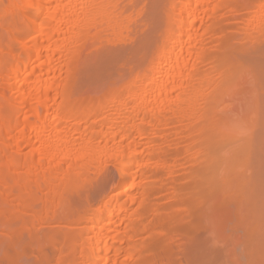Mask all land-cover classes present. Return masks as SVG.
<instances>
[{
	"label": "bare ground",
	"instance_id": "obj_1",
	"mask_svg": "<svg viewBox=\"0 0 264 264\" xmlns=\"http://www.w3.org/2000/svg\"><path fill=\"white\" fill-rule=\"evenodd\" d=\"M261 58L264 0H0V263L264 264Z\"/></svg>",
	"mask_w": 264,
	"mask_h": 264
},
{
	"label": "rangeland",
	"instance_id": "obj_2",
	"mask_svg": "<svg viewBox=\"0 0 264 264\" xmlns=\"http://www.w3.org/2000/svg\"><path fill=\"white\" fill-rule=\"evenodd\" d=\"M156 6H157V4H156ZM157 10V8L155 7V3L153 2L151 5H150V12L152 13V16H151V18H149L148 17V19H151L150 21H152V19H154L153 17H155V15H153L154 13H156L157 14V17H156V19L153 21V22H155V21H158V13H157V11L155 12V10ZM154 10V11H153ZM149 13V12H148ZM150 14V13H149ZM148 15V14H147ZM151 32V30H147V31H145V33H143L142 34V36H141V38L140 39H138V42H136L135 41V47L134 46H132L131 44H129L128 42H121V41H119V45L117 44L116 45V43H115V45L113 46V44H111V45H109V46H105L104 48H105V50H103V48H102V50H103V52H101L102 54H100L99 56L100 57H98V62H96L97 64H95L94 65V67L92 68V70H93V74H92V76H91V81H93L92 82V85L94 86L95 84L97 85V83H101L103 86H106V85H104L103 83V81H105V83H108V81H110V82H115V81H118L119 79H120V77L121 76H119L120 74H118V72L121 70V67H122V65L124 64L123 62L124 61H129L130 59V61H134V59L136 60V62L137 61H139L140 59H141V57H140V54L143 52V49L145 48L146 49V51L148 50L147 48H148V46L152 43V42H154L155 41V38H156V36H157V34H156V30H152V32H155L153 35H152V32ZM151 34V35H150ZM144 35H145V37H144ZM145 42H147V43H145ZM140 43H141V45H140ZM143 43V44H142ZM145 43V44H144ZM139 45V46H138ZM143 45H144V47H143ZM146 45V46H145ZM113 46V47H112ZM107 48V49H106ZM121 48V49H120ZM108 49H110L109 50V52L106 54V50L108 51ZM132 49V50H131ZM145 49H144V52H146L145 51ZM117 50V51H116ZM129 50V51H128ZM120 51V52H119ZM117 52H119V55L117 54ZM131 52V53H130ZM134 52V53H133ZM129 53V54H128ZM113 54V55H112ZM115 54H117V55H115ZM131 54V55H130ZM134 54V55H133ZM107 56V57H104L103 58V60H100V58H102L103 56ZM111 55V56H110ZM133 55V56H132ZM135 55L137 56V58L135 57ZM139 55V56H138ZM142 55H144V53H142ZM112 57L111 58V60H110V57ZM117 57H118V59H117ZM109 58V59H108ZM134 58V59H133ZM140 58V59H139ZM113 59V60H112ZM261 60H262V62H261ZM111 61V62H110ZM115 61V62H114ZM99 62H101L100 64H99ZM103 62V63H102ZM125 62V63H126ZM129 63V62H128ZM126 65H127V63H126ZM257 65V64H256ZM259 65H260V68H259ZM101 66V67H100ZM125 65H123V69L125 70ZM263 69V70H262ZM258 70L260 71V73L262 74V76H263V78H264V58H261L260 59V62H259V64H258ZM96 71V72H95ZM262 71V72H261ZM116 72H117V74H116ZM121 72V74H122V71H120ZM127 71H125V73H126ZM96 74V75H95ZM116 75V76H115ZM117 75L119 76V79H117L116 77H117ZM123 75H125L126 76V74H124L123 73ZM122 75V76H123ZM97 77V78H96ZM112 78H116V79H111ZM121 78H123V77H121ZM262 78V79H263ZM94 79V80H93ZM102 80V81H101ZM263 84H264V79H263ZM102 85H100V86H102ZM264 97V96H263ZM263 101H264V98L262 99ZM263 105H264V103H263ZM262 111H264L263 110V108H262ZM262 111H261V114H262ZM263 114H264V112H263ZM263 114L261 115V116H263ZM260 116V119L262 118ZM261 120H263V118L261 119ZM263 163V168H264V161L262 162ZM261 166H262V164L260 163V169H262L261 168ZM258 168H259V165H257V170H258ZM254 169H255V167H254ZM259 169V170H260ZM257 172V171H256ZM254 173H255V170H254ZM259 173H261V171H258V175H259V177H260V179L262 180L261 181V183H264V172H263V174L261 173V175H262V177H261V175L259 174ZM112 174H113V176L115 175V171L114 170H112ZM102 175H103V173L102 172H94L93 174H91V179H90V181H91V184L90 185H88V187H87V192H86V196L82 199H80L79 197V199L80 200H77V201H75L74 202V206L73 207H71V210H72V213L70 212V214L72 215L75 211H78L79 209H78V206H80V208H81V206L82 205H84L85 203H90V204H93V202H95L96 200H98V198H99V195L100 194H102L103 192H105V189L107 188L105 185H104V183H103V181L101 180V178H102ZM256 176H257V174H256ZM264 186V185H263ZM258 187H259V185H258ZM260 188H262V191H264L263 190V187L261 186ZM259 191H260V189H259ZM264 193V192H263ZM75 198H77V197H75ZM79 203V204H78ZM76 206V208L74 209V207ZM69 214V215H70ZM74 215H75V217L77 216L75 213L73 214V217H74ZM71 217V216H70ZM74 217V218H75ZM232 224V223H231ZM232 225H234V224H232ZM229 226H230V224L228 225V227H227V230L229 231L230 230V228H229ZM232 227V226H231ZM237 227V226H236ZM229 228V229H228ZM233 228H235V226H233ZM238 228V227H237ZM201 235V238H203L204 237V234L202 235V234H200ZM203 241V242H202ZM202 241H201V246H203L204 247V244L203 243H205V241L202 239ZM213 247H214V249H213ZM221 249H220V248ZM202 249V248H201ZM225 249H226V247L224 246V245H216V246H210L209 248L207 247V245H206V248H204L203 250H201V252H199V254H197V256L199 257V259H200V261H201V264H202V262H203V264H213V262H214V264H224V261H225V258H224V252H225ZM207 250V251H206ZM221 250V251H220ZM212 251V252H211ZM219 251V252H218ZM221 252V253H220ZM198 253V252H197ZM210 253H212V254H210ZM217 253V255H215ZM219 255V256H218ZM204 256H206L205 258H204ZM210 256V257H209ZM201 257V258H200ZM213 257V258H212ZM220 258V259H219ZM222 260V261H221ZM220 262V263H219ZM1 264V263H0ZM3 264V263H2Z\"/></svg>",
	"mask_w": 264,
	"mask_h": 264
}]
</instances>
